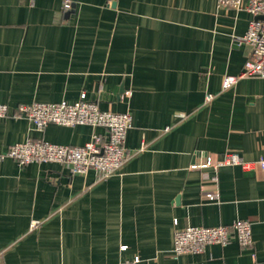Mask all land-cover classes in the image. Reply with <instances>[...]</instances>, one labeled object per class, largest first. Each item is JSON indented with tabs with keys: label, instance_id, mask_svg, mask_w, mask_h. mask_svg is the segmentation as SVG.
I'll list each match as a JSON object with an SVG mask.
<instances>
[{
	"label": "crops",
	"instance_id": "obj_1",
	"mask_svg": "<svg viewBox=\"0 0 264 264\" xmlns=\"http://www.w3.org/2000/svg\"><path fill=\"white\" fill-rule=\"evenodd\" d=\"M64 1L0 0V104L11 109L0 120V264H264V169H191L229 151L264 158V78L222 89L253 53L252 15L218 0ZM83 93L132 116L117 173L1 158L28 139L82 147L105 132L14 116ZM238 220L252 223V247L174 256L177 229Z\"/></svg>",
	"mask_w": 264,
	"mask_h": 264
},
{
	"label": "built area",
	"instance_id": "obj_2",
	"mask_svg": "<svg viewBox=\"0 0 264 264\" xmlns=\"http://www.w3.org/2000/svg\"><path fill=\"white\" fill-rule=\"evenodd\" d=\"M221 7H230L235 10L246 9L252 19L243 42L253 48L251 57L246 61L242 71L237 75H226L223 79L224 91L233 88L241 79L247 77L264 78V0H218ZM71 0L64 1V10H70ZM126 95H130L126 92ZM214 95H207L210 103ZM11 109L7 104H0V120L7 118ZM15 117L29 119L34 126L41 130L50 124L67 127L90 125L95 129H103V133H94L92 140L82 147L57 145L39 139H28L9 147L1 158H11L21 165L31 163H61L66 166L72 175H86L95 170L103 177H110L117 173L127 160L125 142L128 131L132 127V116L129 113L105 112L98 104L87 98L83 93L75 103L63 101L61 103H33L20 104L14 111ZM223 166H242L244 169H264V158L252 163L245 161L236 151L227 152L223 159L213 160L207 157L202 163L192 165V170ZM206 198L214 201L216 194H206ZM177 224V221H176ZM37 225V223H34ZM236 239L243 247L253 245L252 223L248 220L235 221L230 226L193 227L177 229L174 238L173 254L179 257L185 254H198L209 245L228 246ZM125 248V247H124ZM120 264H149L140 257L125 260Z\"/></svg>",
	"mask_w": 264,
	"mask_h": 264
},
{
	"label": "water",
	"instance_id": "obj_3",
	"mask_svg": "<svg viewBox=\"0 0 264 264\" xmlns=\"http://www.w3.org/2000/svg\"><path fill=\"white\" fill-rule=\"evenodd\" d=\"M71 1H73L74 3L77 2V0H71Z\"/></svg>",
	"mask_w": 264,
	"mask_h": 264
}]
</instances>
